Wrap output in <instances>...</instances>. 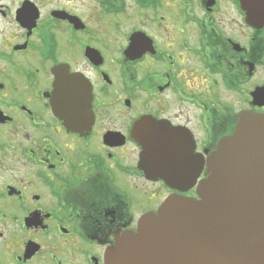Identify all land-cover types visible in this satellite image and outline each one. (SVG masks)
Wrapping results in <instances>:
<instances>
[{
  "label": "flooded vegetation",
  "instance_id": "1",
  "mask_svg": "<svg viewBox=\"0 0 264 264\" xmlns=\"http://www.w3.org/2000/svg\"><path fill=\"white\" fill-rule=\"evenodd\" d=\"M244 110L264 113V23L242 0H0V264H105L207 176H147L134 125L182 133L199 163Z\"/></svg>",
  "mask_w": 264,
  "mask_h": 264
},
{
  "label": "water",
  "instance_id": "2",
  "mask_svg": "<svg viewBox=\"0 0 264 264\" xmlns=\"http://www.w3.org/2000/svg\"><path fill=\"white\" fill-rule=\"evenodd\" d=\"M249 23H264V0H242ZM60 82H64L63 77ZM78 92L81 81L71 79ZM82 88V87H81ZM58 85L54 113L64 116ZM81 104L83 111L87 106ZM140 166L169 185H190L203 163L192 160L185 135L142 118L133 130ZM198 199L173 195L108 250L106 264H264V113L244 110L204 162Z\"/></svg>",
  "mask_w": 264,
  "mask_h": 264
}]
</instances>
